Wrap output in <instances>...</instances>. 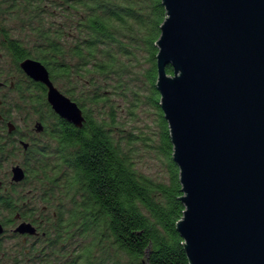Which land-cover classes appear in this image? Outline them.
Instances as JSON below:
<instances>
[{"label":"trees","instance_id":"trees-1","mask_svg":"<svg viewBox=\"0 0 264 264\" xmlns=\"http://www.w3.org/2000/svg\"><path fill=\"white\" fill-rule=\"evenodd\" d=\"M166 17L162 0H0V47L26 80L15 83L16 94L42 116L50 140L30 143L27 176L18 185L35 181L53 215L43 211L39 224L34 208L0 194V211L15 217L21 212L38 231L46 228L31 246L42 247L30 251L38 257L33 264H59L58 257L60 264H189L177 231L185 211L179 169L155 86L156 43ZM9 20L28 38L13 36ZM27 58L40 61L54 85H63L83 111L82 127L60 118L47 102V88L23 74L19 65ZM166 71L174 73L171 66ZM137 82L138 92L132 87ZM142 89L158 111L157 149L167 161L168 182L137 170L131 152L113 135V114L111 122L94 115L95 107L109 104V93H134L140 103Z\"/></svg>","mask_w":264,"mask_h":264},{"label":"water","instance_id":"water-1","mask_svg":"<svg viewBox=\"0 0 264 264\" xmlns=\"http://www.w3.org/2000/svg\"><path fill=\"white\" fill-rule=\"evenodd\" d=\"M162 3L155 86L179 169L185 211L177 231L189 264H264V0ZM20 68L47 88L60 118L83 126L82 109L40 61ZM12 172L24 180L20 166ZM15 232L37 229L24 222Z\"/></svg>","mask_w":264,"mask_h":264},{"label":"rangeland","instance_id":"rangeland-1","mask_svg":"<svg viewBox=\"0 0 264 264\" xmlns=\"http://www.w3.org/2000/svg\"><path fill=\"white\" fill-rule=\"evenodd\" d=\"M7 26L11 29V34L13 36L22 37L25 39L26 37L28 38L29 33L22 31L21 25L16 21L9 20L7 22ZM1 65L4 66L3 70L12 71L15 83L23 79L20 73L15 70V67L11 61V57L6 55V52L0 47V68ZM55 86L64 94L65 88L63 85L55 84ZM132 87L134 91L138 92V82L132 83ZM118 92V94L109 93V104H100L99 107H95L94 115L99 119H104L107 122H111V116L113 114L115 119V122L112 124L113 135L116 139H120L124 150H129L131 152L137 170L147 176L152 177L155 180L168 182V164L164 156L157 149V146L160 142L158 111L146 102V92L143 89L141 90L142 98L140 99V103L138 96H136L134 93L126 92V94H123L121 92V94L120 91ZM17 105H19L21 108L17 109ZM27 105L15 93V111L12 119L16 127H18L20 130H25L28 128L34 129L35 122L39 118V114H37L34 109ZM159 115L160 122H162L163 126H165L164 122L167 124V121L164 118L161 107H159ZM23 122H27V124H29L28 128H26L25 123ZM49 141L50 140L48 137L43 136L40 143L41 145H45L50 143ZM25 142H29V140L26 139ZM14 147L15 149L13 158H11L8 163H5L0 170L2 172L0 173V176H4V178H6V184L7 182L10 184V186L8 185L9 189H11L12 167L17 165L23 166L24 164L22 148L19 143H17V141ZM53 162H55V159L54 157H51L50 163L52 164ZM5 172L10 173V175L6 176ZM35 183V181H28L27 184L13 186V200L16 201L21 207L26 206L28 210L29 208H34L35 218L43 211L49 215H53L55 212L54 208L46 207V204L41 200L43 192L39 190V185H36ZM5 192L6 191L2 190L0 191V194ZM19 214H21V212H19ZM10 218L14 219V224H12L11 221L8 223V219ZM0 222L2 224L5 223V234L0 240V264H15V262L18 261L20 264H29L26 261V256L23 254H26L25 251L29 249L32 244H37L36 238L31 237L24 241V238L21 236V234H14L16 228L24 222L17 220L15 216L8 214L6 211H0ZM44 230L46 231L45 227L42 229V231H39V233L37 231L36 235L42 236L41 233ZM40 245L41 243L37 246ZM38 248L42 247L40 246ZM78 248L79 246L73 245L71 250ZM47 253H50L49 249L47 250ZM58 261L60 264V261H62L61 258L58 257Z\"/></svg>","mask_w":264,"mask_h":264},{"label":"flooded vegetation","instance_id":"flooded-vegetation-1","mask_svg":"<svg viewBox=\"0 0 264 264\" xmlns=\"http://www.w3.org/2000/svg\"><path fill=\"white\" fill-rule=\"evenodd\" d=\"M20 66V65H19ZM4 66L1 65L0 68V170L2 169V166L5 163H8L10 161L11 158H13L14 156V149H15V143L17 141V143H19V145L22 148V153L23 156H25V152L28 150L30 143L32 142H41V138L46 137L47 133L46 132V123L42 120V116L39 114L38 115V120H36L35 125H34V129H29L28 126L29 124H27V122H23L25 123L26 128L25 130H20L18 127H16V125L13 122V115H14V111H15V107H14V95L16 93L15 91V82H14V76L12 75V71L11 70H3ZM21 69V68H20ZM23 74L25 75V73L23 72ZM26 76V75H25ZM27 78H29L28 76H26ZM24 81H26L23 78ZM43 115V114H42ZM41 124L42 125V131L38 132L37 131V125ZM26 139L29 140V142H25ZM23 143L28 144V147L26 148L24 146ZM25 162H29L30 159H28L26 161V159H24ZM20 166V165H17ZM15 167V166H14ZM11 169V189H9L10 184H6V178H4V176H0V191H6L8 192V194L10 195V198L12 200V203L14 202L12 196V190H13V186L20 184L16 183L13 181V168ZM24 173H25V178L27 176V172H26V168L24 166H20ZM0 173H2L0 171ZM6 176H9L10 173H6ZM24 178V179H25ZM5 181V182H4ZM23 182V181H22ZM9 185V186H8ZM6 187V188H5ZM17 220H20L22 222H26V223H31L38 231V228L40 227L38 224H35L32 221H28L23 219V217L21 216V214H18L16 216ZM36 220H38V223L41 224L42 220L41 217L39 215H37ZM1 223V222H0ZM2 224V223H1ZM12 224H14V222L12 221ZM3 228H4V233L1 235L0 240L2 239L3 235L5 234V225L2 224ZM16 232L14 231V234ZM39 233V231H38ZM19 234V233H16ZM42 236H44V232L41 233ZM21 236L24 238V241H26L27 238H36V242H38L40 239V236L38 235H29V234H21ZM37 249L38 247H29V249H27L26 252V259L27 262L29 264H33V262H31V260H35L38 259V257H34V256H30V251ZM43 250H47L46 248H43Z\"/></svg>","mask_w":264,"mask_h":264}]
</instances>
